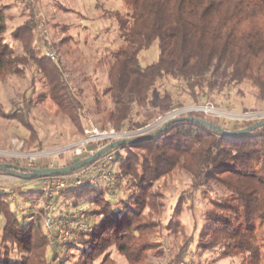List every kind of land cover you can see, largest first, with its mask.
<instances>
[{
  "label": "trees",
  "instance_id": "trees-1",
  "mask_svg": "<svg viewBox=\"0 0 264 264\" xmlns=\"http://www.w3.org/2000/svg\"><path fill=\"white\" fill-rule=\"evenodd\" d=\"M106 1L109 8L101 17L103 26L94 24L97 35L93 39L101 38L102 46L96 51L93 73L84 78L92 83L100 69L108 68L107 85L91 86L93 108H85L81 90L73 93L76 86L65 76L61 59L54 61L36 48L38 27L50 24L41 19L36 0L0 4V80L24 75L35 65L46 81L44 96L81 134L89 116H98V123L104 127L110 124L118 132H137L186 106L177 97L187 95L190 105L213 103L211 100L221 101V105L237 87L238 95L246 97L244 84L250 88L251 110H264L258 106L264 104V28L260 26L264 0ZM13 5L21 9L24 20L10 32V39L21 44L23 53H17L6 35ZM60 30L65 35L59 41L60 49L77 43L70 25H62ZM45 46H49L46 40ZM154 52L155 60L149 61L148 55ZM29 107L15 115L25 127ZM185 116L225 130L255 123L199 112ZM97 148L91 145L92 150ZM106 155L111 156L112 186L71 189L56 198L53 212L60 218L73 213L66 202L67 209H59L65 200L75 208L86 207L75 225L84 222L87 229L71 244L55 242L40 222L34 221L35 213L20 217L9 202L12 193L0 191V264H117L112 252H117L124 264H141L148 234L155 227L141 218V211L153 200L152 184L176 173L188 175L189 184L175 196L180 199L166 228L170 234L183 236L185 242L167 264H195L194 246L198 254L220 248L223 257H239L242 264H264V241L253 225L264 222V126L226 137L193 121H178L153 139ZM88 156L75 157L71 164ZM127 177L138 187L137 192L128 193L129 202L118 200L117 193L124 189L120 181ZM20 194L41 198L39 191ZM191 194L194 198L201 194L209 202L203 224H194L193 233L186 238L178 216L182 201Z\"/></svg>",
  "mask_w": 264,
  "mask_h": 264
},
{
  "label": "rangeland",
  "instance_id": "rangeland-1",
  "mask_svg": "<svg viewBox=\"0 0 264 264\" xmlns=\"http://www.w3.org/2000/svg\"><path fill=\"white\" fill-rule=\"evenodd\" d=\"M15 0H0V4H13ZM40 11V17L43 21L50 22L42 28L40 25L36 31L35 46L47 56L48 52L54 51L57 55V61L61 59L62 64L66 67L65 76L76 87L73 88V93L78 94L81 90V100L85 108H93L94 96L91 86L107 85V71L105 65L99 70V77L92 83L84 81V78L93 73V68L96 66V51L101 48V38L97 37L94 24L102 25V15L104 10H107L109 5L106 0H36ZM59 6H62L60 9ZM13 5L8 12V32L10 44L15 45L17 53H23L20 43L14 44L10 39V32L22 23L24 18L21 16V9ZM64 9H69L71 12H65ZM87 19H84V18ZM60 24L61 26H59ZM70 25L71 35L76 39L77 43L72 42L71 46L59 48V41L65 36L60 27L62 25ZM260 26L264 28V20L260 22ZM86 28V29H85ZM87 37V43L85 42ZM45 40L49 46H45ZM59 48V50L56 49ZM148 60H155V52L148 55ZM144 61V59L142 60ZM46 81L43 74L39 72L35 65H31L24 75L10 76L0 80V163H11L26 168H46V167H63L71 164V161L78 157L73 145L83 140L88 136L87 129L91 127L100 130L113 127L108 124L104 127L102 123H98V116H89L85 126L84 133L72 124L70 119L57 111L56 107L48 101L44 96L46 93ZM242 89L247 91L246 97L238 95L239 87L234 91V94L222 101L211 100L219 112H227V115L233 117H243L242 121L252 122L261 121L257 117L258 111H252L253 107L250 88L247 84L242 86ZM179 103H183L184 107L176 110H182L187 107H198L201 105H190L191 100L187 95H182L176 98ZM211 103V102H208ZM212 103V104H213ZM207 104V103H205ZM227 104L229 108H227ZM27 105H30L28 113V126L25 127L18 116L22 115V111L27 110ZM258 106L264 104L258 103ZM249 109L251 111H244ZM203 113V112H201ZM257 113V114H256ZM186 113L172 116L171 119L183 117ZM207 116V115H206ZM231 120V119H230ZM235 121V120H234ZM239 123V122H237ZM163 126V125H162ZM232 126H237L232 123ZM161 127V126H160ZM160 127L152 126L147 134L157 131ZM118 132V131H117ZM123 133V132H122ZM133 132H125L124 139H131ZM145 134V135H147ZM143 136V135H141ZM140 136H135L137 138ZM132 138V139H133ZM122 140V139H121ZM92 145V144H91ZM91 145L86 146L87 150L91 149ZM90 155V154H89ZM35 158V160H31ZM30 163L33 166H30ZM124 189H118V200L124 199L127 202L128 193L138 191L136 181L127 177L123 181ZM189 176L183 173H176L170 177H166L152 184L150 195L153 197L151 204L147 205L141 212V218L147 222L153 223L155 227L150 229L146 244V253L143 255L141 264H167L170 261V255H175L179 248L184 244V237L181 235L170 234L166 228L169 220L173 218L175 206L180 199L175 196L184 191L189 184ZM41 179L26 180L7 173H0V191L11 192L12 199L9 200L12 208L23 217L30 213H35L34 221L40 222L37 216V210L41 205V199L28 198L21 195V192L38 191ZM99 185L105 186L103 183ZM216 192L223 194V190L215 188ZM62 201V199L60 200ZM209 199L201 194L195 198H185L182 201V212L178 216L179 221L183 225L185 237L189 238L193 233L194 224H203V215L207 209ZM73 202L68 201L69 210L74 212L78 208L73 207ZM67 209L66 206L59 205V209ZM58 214V212H57ZM39 219V221H38ZM253 225L257 228L259 238L264 241V222L255 221ZM3 219L0 217V236L2 233ZM195 247V246H194ZM192 247L191 254L193 255L195 264H242L239 257H223L220 248L207 251L206 253L198 254L195 248ZM114 258L117 259V264H124L120 255L117 252H112Z\"/></svg>",
  "mask_w": 264,
  "mask_h": 264
},
{
  "label": "built area",
  "instance_id": "built-area-1",
  "mask_svg": "<svg viewBox=\"0 0 264 264\" xmlns=\"http://www.w3.org/2000/svg\"><path fill=\"white\" fill-rule=\"evenodd\" d=\"M47 55L54 61H57V55L54 51L48 52ZM219 111L220 110H218L212 103L202 104V106H198L196 108L187 107L180 111L174 110L166 116L157 119L152 125H148V127L138 130L137 132H133L131 135L132 138L135 136L145 135L150 131V129H152V126L160 127L170 121L169 119H171L172 116L180 115L184 112L186 114L189 112H203V114L209 117L226 118L241 122L242 119L248 117H233L232 115H227V112L223 113L222 111V113H220ZM255 117L259 120H264V110L258 111V114ZM86 133L88 136L74 144L72 147L76 151L75 153L77 156L86 153L92 155L105 145L128 137H124L125 132H117L113 127L103 130L91 127V129L86 130ZM91 144H96L98 148L96 150H87L86 146ZM31 160H35V158H32ZM110 161L111 156L104 155L92 164L83 167L74 173L41 179V183L38 188V191L41 194V205L36 214H38L37 216L41 220V226L58 244H71L75 242L77 236L86 231L87 225L84 222L75 225V220L84 213L86 207H79V209L74 211L70 216L60 218L59 214L53 212L55 210L56 198L63 192L71 189L80 190L86 187L99 185V183H103L105 186H112V178L114 175L112 170L109 169ZM30 166H33V164L30 163Z\"/></svg>",
  "mask_w": 264,
  "mask_h": 264
},
{
  "label": "water",
  "instance_id": "water-1",
  "mask_svg": "<svg viewBox=\"0 0 264 264\" xmlns=\"http://www.w3.org/2000/svg\"><path fill=\"white\" fill-rule=\"evenodd\" d=\"M184 120H190L195 123H198L202 126H205L213 131H216L217 133L226 136V137H234V136H241L248 134L260 126H264V120L255 122L252 126L246 127L243 129H237V130H225L221 128L220 126L216 125L215 123L206 121L204 119H199L191 116H185V117H179L176 119H172L165 123L163 126H161L157 131L152 132L147 135H143L137 138H131V139H122L119 141L112 142L108 145H105L103 148L99 149L92 155L82 159L78 160L77 162L63 167H46V168H26L22 166H18L11 163H4L0 164V173H7L11 174L13 176H16L20 179H26V180H33V179H42L46 177H52V176H62V175H68L71 173H74L78 171L79 169H82L85 166H88L98 160L99 158L106 155L108 152H110L113 149L122 147V146H129V145H136L145 142L146 140H150L158 136L161 132H163L166 128H168L171 124L178 122V121H184Z\"/></svg>",
  "mask_w": 264,
  "mask_h": 264
},
{
  "label": "crops",
  "instance_id": "crops-1",
  "mask_svg": "<svg viewBox=\"0 0 264 264\" xmlns=\"http://www.w3.org/2000/svg\"><path fill=\"white\" fill-rule=\"evenodd\" d=\"M61 199H62V198H60V200H61ZM62 201H63V199H62ZM62 201H61V202H62ZM68 201H70V200H65L62 206H65V202L68 203Z\"/></svg>",
  "mask_w": 264,
  "mask_h": 264
}]
</instances>
